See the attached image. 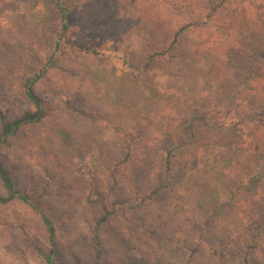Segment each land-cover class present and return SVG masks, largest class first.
Here are the masks:
<instances>
[{"label":"rangeland","instance_id":"rangeland-1","mask_svg":"<svg viewBox=\"0 0 264 264\" xmlns=\"http://www.w3.org/2000/svg\"><path fill=\"white\" fill-rule=\"evenodd\" d=\"M62 1L70 10L65 29L55 0H0V110L9 120L32 110L23 85L44 72L34 89L48 111L3 137L0 161L15 188L53 220L57 264H264V182L254 191L235 190L237 177L254 170L260 156L221 147L200 159L208 148L240 138L213 129L234 84L223 58L208 48L190 51L198 38L187 32L173 53H196L190 69L148 59L144 43L164 36L155 29L151 37L152 25L135 13L149 12L150 4L116 0L139 19L123 40L115 27L99 32L83 23L112 0ZM52 53L56 64L46 70ZM160 70L181 77L164 78ZM256 93H244L248 102L233 106L234 114L260 120L264 101ZM66 100L82 102L95 120L67 109ZM117 199L128 203L112 208ZM35 246L50 248L38 213L18 201L0 206V264H44Z\"/></svg>","mask_w":264,"mask_h":264},{"label":"trees","instance_id":"trees-1","mask_svg":"<svg viewBox=\"0 0 264 264\" xmlns=\"http://www.w3.org/2000/svg\"><path fill=\"white\" fill-rule=\"evenodd\" d=\"M137 1L142 4L151 5L149 12H144L145 9L135 12L148 20V23L152 25V28L150 27L151 30L148 31L151 37H155L153 35L155 29L164 35L162 37L157 36L155 42H150L149 44L144 43L145 46H142V52L148 59L168 60V65H173V67H178L180 69H184V67L190 69L191 66L195 65V62L190 58L195 56L196 53H194V55L189 53L184 56H177L173 53L176 47L179 46L182 35L187 32L196 34L198 38L197 41L190 43V51L197 52L200 48H208L207 50L218 54V58H220V56L223 58L225 66L234 78V84H232L229 95L226 97L225 112L222 115L223 119L215 123V128L213 127V129L233 130L234 132L240 133V138L237 142L230 141L225 145H216L208 148L202 152L205 156L200 159L213 157L221 147L229 151L250 152L251 154L259 155L260 157L258 160H255L254 163L255 169H249L248 174H244L243 172L237 177V184L235 187L237 191L253 190V188L256 187V183L260 181L264 182V112L260 115L261 119L257 120L254 117H245L244 114H234L233 106H236L237 103L248 102V99L244 95V93L247 92H250V94L252 92H259L256 93V95L261 98L260 104L263 105L264 41L259 42L257 39L260 30L255 25L256 22L254 21L258 14H260L259 19H261L262 16L264 17V0H133V3ZM54 5L60 14L62 22L61 27L65 29L67 27V17L70 10L62 0H55ZM100 5L102 7L101 14L98 15L97 19L91 18L88 19V21H83L86 26L90 29H97L99 32L100 29L104 27H107V29L115 27V29H118L117 31L122 33L121 39L123 40L131 34L134 26L137 25V23L131 20H139L135 15L123 12L117 5L116 0H112L110 4L102 1ZM194 15L196 17H194ZM123 26L125 27L124 29L122 28ZM250 39L252 40L250 41ZM246 43L248 45H253L252 48L249 49L246 46L244 47ZM258 43H260L259 47ZM258 63L262 64L258 66ZM47 64L46 70H50L55 66L56 58L54 53L51 54ZM160 72L164 73L162 75L164 78L167 76L170 78L181 77L179 71L176 72L172 70L170 73L160 70ZM43 75L44 72L34 74L30 79H26L23 85V92L31 102L33 106L32 110L23 112L13 120H9L5 113L0 110V144L4 142L3 137L16 134L20 127L27 124L39 123L46 117L48 111L44 109L42 99L34 89ZM158 87L164 88L163 80L158 79ZM197 89L198 88H195L194 90L195 95L197 94ZM207 90H209V87L202 89V92H206ZM156 92H159L158 88ZM177 93L180 96L179 92L169 94H173L171 96H174ZM187 100L196 101V98L195 96L194 98L187 97ZM81 104L82 107L74 105L70 100H66L65 102L67 109L78 116L89 120H95L92 111L84 108L85 106L82 102ZM263 107L264 105L262 108ZM190 125H192L191 122L187 124V126ZM171 158L172 150H167L165 168L168 170L171 168ZM197 165L198 163L192 166L194 170L191 169L189 171L196 172L198 169L196 168ZM214 166L215 164L208 165L200 170L212 171ZM182 175H185V177L188 176L185 171ZM109 177H111V179H116V175L113 172L109 174ZM0 186L4 191L3 194H0V206H6L18 201L38 213L48 234L50 248L48 250H43L35 246L34 251L41 256L44 264H57V252L55 250L57 230L53 220L46 213L42 212L29 194L15 188L11 176L1 161ZM262 191L264 194V190ZM155 193H158L157 188L152 190V194ZM121 203L125 204L128 203V201L117 199L115 203L111 204V207L114 208L115 205H121ZM108 214L109 213L106 212L104 216L100 218V221H104ZM93 236L94 241L99 245V236L97 232H94Z\"/></svg>","mask_w":264,"mask_h":264}]
</instances>
